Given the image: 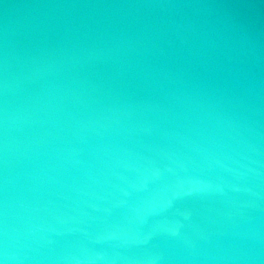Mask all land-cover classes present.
I'll return each instance as SVG.
<instances>
[{"label": "water", "instance_id": "95a60500", "mask_svg": "<svg viewBox=\"0 0 264 264\" xmlns=\"http://www.w3.org/2000/svg\"><path fill=\"white\" fill-rule=\"evenodd\" d=\"M3 264H264V0H0Z\"/></svg>", "mask_w": 264, "mask_h": 264}, {"label": "snow or ice", "instance_id": "6c2138e0", "mask_svg": "<svg viewBox=\"0 0 264 264\" xmlns=\"http://www.w3.org/2000/svg\"><path fill=\"white\" fill-rule=\"evenodd\" d=\"M0 264H3V262H2V261H0Z\"/></svg>", "mask_w": 264, "mask_h": 264}]
</instances>
